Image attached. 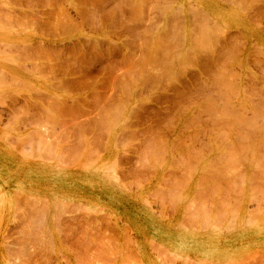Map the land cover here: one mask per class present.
I'll use <instances>...</instances> for the list:
<instances>
[{
  "label": "rangeland",
  "instance_id": "rangeland-1",
  "mask_svg": "<svg viewBox=\"0 0 264 264\" xmlns=\"http://www.w3.org/2000/svg\"><path fill=\"white\" fill-rule=\"evenodd\" d=\"M69 3L0 0V264H20L21 244L26 264H81L85 230L89 252L114 242L104 263L84 249L95 264H264V157L244 159L264 151V0H108L115 28L103 29ZM39 29L80 33L84 51L15 47ZM37 206L46 219L27 223Z\"/></svg>",
  "mask_w": 264,
  "mask_h": 264
},
{
  "label": "bare ground",
  "instance_id": "bare-ground-1",
  "mask_svg": "<svg viewBox=\"0 0 264 264\" xmlns=\"http://www.w3.org/2000/svg\"><path fill=\"white\" fill-rule=\"evenodd\" d=\"M7 1H8V0H7ZM66 1H70L72 4L69 3V5L73 6V7L79 12V14H81V12H82L86 7L89 6V7L91 8V10H92V11H91V15H92V17H93V18H97L99 21L101 20L102 29L105 28V27H106V28H108V27H109V28H115V9L111 7L112 10L110 11L111 8L107 10V8H105V6H104V5H106V4H104V2H106V1H108V0H80L79 3L83 4V6H81V7L78 6V5L76 4V2H74V1H72V0H66ZM112 1H113V3H114L113 7H115V0H112ZM254 2H255V1H254ZM2 3H3V1H2ZM0 5H1V4H0ZM50 5H51V3H50ZM181 5H182V4H181ZM1 6H2V5H1ZM7 6H8V5H7ZM251 6H252V5H251ZM188 7H189V6H188ZM191 8H192V7H191ZM191 8H190V9H191ZM113 9H114V10H113ZM97 10H98V12H97ZM200 10H201V9H200ZM196 11H197V10H196ZM61 12H63V11H62V8H61ZM197 12H198V11H197ZM197 12H196V13H197ZM200 13H201V12H200ZM63 14H64V12H63ZM82 15H83V17H84L85 13H83ZM192 17H193V16H192ZM190 19H191V18H190ZM199 22H201V21H199ZM201 23H202V22H201ZM201 26H202V28L204 29L203 24H202ZM205 26H206V25H205ZM192 27H193V26H192ZM207 27H208V26H207ZM209 27H210V26H209ZM211 27H212V26H211ZM213 27H214V25H213ZM215 27H216V26H215ZM219 27H220V26H219ZM219 27H218V28H219ZM189 28H190V27H189ZM200 28H201V27H200ZM216 28H217V27H216ZM218 28H217V31L219 30ZM191 29H192V28H191ZM203 29H202V30H203ZM206 29H208V28L205 27L204 30H206ZM211 29H212V28H211ZM220 29H221V28H220ZM34 30H36V29H34ZM199 30H200V29H199ZM208 30H209V29H208ZM36 31H37V30H36ZM39 31H40V32H39ZM211 31H213V30H211ZM217 31H216V32H217ZM32 32H33V31H32ZM34 32H35V31H34ZM38 32L41 33V34H34L33 36H29V37H27L26 39L21 38V42H22V43L17 42V43H19L21 46L18 45V44L16 45V42H15V47L17 46L16 48H17V49L20 48L21 51H22V49L25 48V47H26V49L34 48V47H37V48H40V49H41L42 47H43V48L46 47V49H49V47H50V48H51V47L55 48V47H57V45H59V46H63V47H64V46H68V45H66V44H64V43H65V42H71V43H72V45H71L72 47H78L79 50L83 52V51H84V47L86 46L85 44H83V43L81 42V39H80V33H75V34H73V35H71V36H67V37H65V36H61V35L65 34V32H62V33H56L55 35H52V36H48L47 34H45L44 30H40V29H39ZM214 32H215V31H214ZM35 33H36V32H35ZM101 34H103V33H101ZM97 37H98V36H96L95 38H93V43H94V45H96L97 43H99V39H100V38H97ZM19 40H20V39H19ZM82 40H83V39H82ZM100 40H101V39H100ZM84 42H85V41H84ZM156 44H157V43H156ZM11 46H14V44H11ZM19 46H20V47H19ZM151 46H152V45H151ZM149 47H150V46H149ZM156 47H157V46H156ZM151 49H152V48H151ZM153 49H155V48H153ZM23 50H25V49H23ZM38 50H39V49H38ZM154 51H155V50H154ZM73 54H75V53L73 52ZM46 59H47L46 61H49V62H50V63H49V62L47 63V65H48L47 67H48V68H46V70L49 71L50 73H55V74H53V75H56L57 73L60 74V75H66V74L69 73V72H67V70H66V71H60V72H59L58 69H57L58 66L54 64V63H56V62L51 63L52 59H50V58H46ZM50 60H51V61H50ZM173 64H174V62H173ZM39 65H41V64H39ZM32 67H33V66H32ZM40 67H41V66H40ZM44 67H45V66H44ZM41 70H42V69H41ZM84 74H85V72H84ZM57 76H58V75H57ZM59 80H60V79H59ZM221 81H222V80H221ZM227 81H228V80H227ZM214 83H215V82H214ZM217 85H219V84L217 83ZM222 85H223V84H222ZM226 86H227V85H226ZM218 87H219V86H218ZM236 87H237V86H236ZM217 89H218V88H217ZM216 92H217V91H216ZM235 93H236V92H235ZM177 94H178V93H177ZM258 99H259V98H258ZM57 104H58V103H57ZM185 108H186V106H185ZM23 110H24V109H23ZM64 110H65V109H64ZM191 112H192V111H191ZM228 113H230V112L228 111ZM231 113H232V112H231ZM233 114H234V113H233ZM235 114H236V113H235ZM67 115H68V114H67ZM230 117H231V116H230ZM44 120H46V119H44ZM238 120H239V119H238ZM17 121H18V120H17ZM246 121H247V120H246ZM236 122H237V120H236ZM244 122H245V120H244ZM50 123H51V122H50ZM191 123H192V122H191ZM38 124H39V123H38ZM164 124H166V123H164ZM188 124H189V123H188ZM257 124H258V123H257ZM257 124H256V125H257ZM168 125H169V124H168ZM190 125H191V124H190ZM188 126H189V125H188ZM168 127H169V126H168ZM256 127H257V126H256ZM261 127H262V125H261ZM38 128H39V127H38ZM193 128H194V127H193ZM34 130H36V129H34ZM236 130H237V129H236ZM261 130H262V129H261ZM5 132H6V131H5ZM34 132H35V131H34ZM34 132H33V133H34ZM36 132H37V131H36ZM180 132H181V131H180ZM195 132H196V131H195ZM27 133H28V132H27ZM4 134H5V133H4ZM5 135H6V134H5ZM193 135H194V134H193ZM6 136H7V135H6ZM194 136H195V135H194ZM258 136H259V135H258ZM5 138H7V137H5ZM178 138H179V137H178ZM38 139L40 140V138H38ZM38 139H37V140H38ZM240 139H241V138H240ZM245 139H246V138H245ZM262 139H263V138H262ZM41 140H42V139H41ZM174 140H175V139H174ZM180 140H181V139H180ZM256 140H257V139H256ZM259 140H260V139H259ZM47 141H48V139H47ZM55 141H56V140H55ZM175 141H176V140H175ZM192 141H193V140H192ZM233 141H234V140H233ZM40 142H41V141H40ZM44 142H46V141H44ZM163 142H164V141H163ZM230 142H231V141H230ZM241 142H242V141H241ZM244 142H245V141H244ZM246 142H247V140H246ZM246 142H245V143H246ZM261 142H262V144H264V139H263V141L261 140ZM231 143H232V142H231ZM257 143H258V145H256V147H257V146H258V147L260 146L259 148L262 150V148H261L262 144L259 145V141H258ZM164 144H165V143H164ZM184 144H185V143H184ZM235 144H236V143H235ZM241 144H243V142H242ZM241 144H240V146H239V144H238V146H239L240 149H241L239 152L242 151ZM51 145H52V144L50 143V146H51ZM170 145H171V144H170ZM244 145H246V144H244ZM32 146H33V145H32ZM190 146H191V145H190ZM249 146H250V147H249ZM263 146H264V145H263ZM51 147H53V146H51ZM162 147H163V145H162ZM186 147H187V146H186ZM247 147H248V148H247ZM247 147L245 146V148H247V149L249 150V151L247 150V152H250V150H251V148H252L251 145H250V143L247 145ZM229 148H230V147H229ZM229 148H228V149H229ZM243 148H244V147H243ZM253 148H254V146H253ZM33 149H34V148H33ZM49 149H50V148H49ZM162 149H163V148H162ZM171 149H172V148H171ZM237 149L239 150V148H237ZM17 150L19 151V148H18ZM51 150H52V149H51ZM51 150H48V151H51ZM252 150H254V152H253V153H254L253 156H255V152H256V151H258V153H259V154H257V155H260V154H261V155H260V157H259V156L257 157V155H256V157H253L252 155H249V157H246V156H248V155L245 154V155H246L245 158H244L245 160H248V158H249V160H250V159H253V160H250V164L254 161V159H255V161H257V160H260L261 158L264 157V153H263L264 151L262 152V151L260 150V151L263 153V154H262L261 152H259V149H258V148H257L256 151H255V149H252ZM263 150H264V148H263ZM230 151H231V150H230ZM236 151H237V150H236ZM236 151L234 150V151H232V152H234V154H236ZM51 152H53V151H51ZM170 152H171V151H170ZM232 152H231V153H232ZM187 153H188V152H187ZM226 153H227V152H226ZM242 153L244 154V151H242ZM60 154H61V153H60ZM248 154H249V153H248ZM250 154H252V153H250ZM148 155H149V153H148ZM241 155H242V154L240 153V156H241ZM163 156H164V155H163ZM232 156H233V155H232ZM236 156H237V158H238V157L240 158V156H238L237 154H236ZM251 156H252L253 158H251ZM261 156H262V157H261ZM51 157H52V156H51ZM242 157H243V155H242ZM160 158H161V157H160ZM237 158H233V157H232V159H234V160H230L231 158L229 157V159H228L229 161H228V162L231 161V163H229V164H232L233 161L239 159V158H238V159H237ZM246 158H247V159H246ZM164 159H166V158H164ZM185 159H186V158H185ZM221 159H222V158H221ZM256 159H257V160H256ZM223 160H224V159H223ZM263 160H264V159H262L261 162H263ZM159 161H160V160H159ZM226 161H227V160H226ZM251 161H252V162H251ZM157 162H158V161H157ZM182 162H183V161H182ZM218 162H219V160H218ZM235 162L237 163V161H235ZM235 162H233L232 167L236 165ZM261 162H256V164L261 163ZM161 163H162V162H161ZM178 163H179V162H178ZM224 163H226V162H224ZM247 163H249V162H247ZM226 164H227V163H226ZM250 164H249V165H250ZM256 164H253V167H254V165L256 166ZM262 164H263V163L258 164V166H257V167H258V168H257V169H258V172L256 171L255 173H257V175H261L260 177L264 178V175L262 176V174H264V173H261V172H264V164H263V165H262ZM169 165H170V164H169ZM177 165H178V164H177ZM177 165H176V166H177ZM224 165H225V164H224ZM225 166H227V165H225ZM225 166H224V167H225ZM230 166H231V165H230ZM215 167H216V166H215ZM227 167L230 168L229 166H227ZM228 168H227V169H223V170H224V171H225V170H229V171H231V170H230L231 168H230V169H228ZM254 168H255V167H254ZM153 169H154V168H153ZM153 169H152V170H153ZM255 169H256V168H255ZM239 170H240V168H239ZM229 171H228V172H229ZM232 171H233V170H232ZM232 171H231V172H232ZM226 172H227V171H226ZM246 173H248V172L246 171ZM260 173H261V174H260ZM163 174H164V173H163ZM163 174H162V175H163ZM210 174H211V173H210ZM218 174H219V173H218ZM221 174H222V173H221ZM233 174H234V172H233ZM249 174H250V172H249ZM249 174H248V175H249ZM251 174H252V173H251ZM251 174H250V175H251ZM168 175H169V174H168ZM200 175H201V174H200ZM216 175H217V174H216ZM226 175H227V174H226ZM243 175H244V174H243ZM243 175H242V176H243ZM246 175H247V174H246ZM257 175H256V177H257ZM212 176H213V175H212ZM219 176H220V175H219ZM223 176L225 177V175H223ZM242 176H240V177H241V183H243V181H244L243 178H244L245 175H244L243 177H242ZM251 176H255V175L252 174ZM251 176H250V177H251ZM221 177H222V176H221ZM224 177H223V178H224ZM250 177H249V178H250ZM258 177H259V176H258ZM161 178H162V177H161ZM223 178H222V180H223ZM226 178H227V177H226ZM174 179H175V178H173L172 181H173ZM181 179H183V178H181ZM210 179H211V178H210ZM255 179L257 180V178H255ZM255 179L252 178V181L249 180L250 183H252ZM183 180H184V179H183ZM183 180H182V181H183ZM196 180H197V179H196ZM208 180H209V179H208ZM224 180H225V178H224ZM226 180H227V179H226ZM226 180H225V181H226ZM228 180H229V178H228ZM233 180H234V179H233ZM242 180H243V181H242ZM263 180H264V179H263ZM164 181H166V180H164ZM186 181H187V180H186ZM204 181H205V180H204ZM211 181H212V180H211ZM261 181H262V180H261ZM180 182H181V181H179V183H180ZM215 182H216V180H215ZM229 182H230V181H229ZM229 182H224V184L227 183V187H228V185L231 186ZM231 182H232V181H231ZM244 182H245V181H244ZM259 182H260V181H259ZM161 183H162V182H161ZM176 183H178V182H176ZM176 183H175V181H174L173 184H176ZM187 183H188V182H187ZM187 183H186V184H187ZM228 183H229V184H228ZM256 183H258V182H256ZM256 183H255V184H256ZM263 183H264V182H263ZM162 184H163V183H162ZM214 184H215V183H214ZM214 184H213V185H214ZM224 184H223V185H224ZM231 184H233V182H232ZM235 184H236V183H235ZM243 184H245V183H243ZM255 184H254V185H255ZM260 184H261V183H260ZM166 185H167V184H166ZM168 185H169V184H168ZM184 185H185V184H184ZM215 185H217V184H215ZM171 186H172V185H171ZM174 186H175V185H174ZM176 186H177V185H176ZM178 186H179V185H178ZM178 186H177V187H178ZM196 186H197V185H196ZM218 186H219V185H218ZM218 186H217V187H218ZM256 186H257V184H256ZM183 187H184V186H183ZM204 187H205V186H204ZM220 187H221V186H220ZM227 187H226V188H227ZM231 187H232V186H231ZM259 187H260V186H259ZM156 188H157V187H156ZM196 188H197V187H196ZM198 188H199V186H198ZM228 188H229V187H228ZM228 188H227V190H228ZM235 188H236V186H235ZM257 188H258V187H257ZM261 188H262V186L260 187V189H261ZM169 189L171 190L172 188L170 187ZM179 189H180V187H179ZM179 189H177V190H179ZM181 189H182V188H181ZM181 189H180V190H181ZM183 189H184V188H183ZM222 189H223V188H222ZM229 189L231 190V188H229ZM166 190H167V189H166ZM197 190H199V189H197ZM200 190H201V189H200ZM213 190H214V189H213ZM243 190H244V189H243ZM258 190H259V189H258ZM262 190H263V189H262ZM158 191H159V190H158ZM158 191H157V192H158ZM239 191H240V190H239ZM14 192H15V191H14ZM159 192L161 193L162 191H159ZM180 192H181V191H180ZM198 192H199V191H198ZM202 192H203V191H202ZM214 192H215V191H214ZM223 192H224V191H223ZM227 192H228V191H227ZM232 192H234V190H233ZM206 193H207V192H206ZM212 193H213V192H212ZM224 193H225V192H224ZM235 193H236V192H235ZM240 193H241V192H240ZM257 193H258V192H257ZM163 194H165V193L162 192V194H160V196L163 195ZM166 194H168V192H167ZM169 194H170V193H169ZM197 194H198V193H197ZM215 194H216V193H215ZM236 194H237V193H236ZM242 194H243V193H242ZM16 195L18 196L19 193L16 192ZM21 195H22V194H20V196H21ZM156 195H157V194H156ZM158 195H159V194H158ZM183 195H184V194H183ZM193 195H195V194L193 193L192 196H193ZM199 195H200V194H199ZM202 195H203V194H202ZM208 195H209V194H208ZM208 195H207V196H208ZM237 195L240 196V194H237ZM258 195H259V194H258ZM163 196H164V195H163ZM197 196H198V195H197ZM207 196H206V197H207ZM209 196H210V195H209ZM226 196H227V195H226ZM24 197H25V196H24ZM166 197H167V199H168V196H166ZM182 197H183V196H182ZM27 198H28V197H27ZM35 198H36V197H35ZM37 198H38V197H37ZM159 198H160V197H159ZM163 198H164V197H163ZM195 198H196V197H195ZM197 198H198V197H197ZM229 198H230V197H229ZM239 198H240V197H239ZM239 198H238V197L236 198V199H237V202L239 201V200H238ZM260 198H261V197H260ZM263 198H264V195H263ZM21 199H22V198H21ZM39 199H40V198H39ZM167 199H166V200H167ZM190 199L192 200V198H189V200H190ZM201 199H202V198H201ZM201 199H200V201H202ZM207 199H208V198H207ZM227 199H228V197H227ZM257 199H258V198H257ZM261 199H262V198H261ZM22 200H23V199H22ZM22 200H21V201H22ZM26 200H27V199L25 198V201H26ZM28 200H29V198H28ZM28 200H27V201H28ZM40 200H41V199H40ZM158 200H159V199H158ZM163 200H164V199H163ZM203 200H205V199L203 198ZM225 200H226V199H225ZM241 200H242V199H241ZM241 200H240L238 203H240ZM15 201H17V200L15 199ZM18 201H20V198H19ZM18 201H17V202H18ZM23 201H24V200H23ZM27 201H26V202H27ZM36 201H37V200H36ZM36 201H35V202H36ZM159 201H161V200H159ZM192 201H193V200H192ZM192 201H191V202H192ZM231 201H232V199H231ZM17 202H16V203H17ZM26 202H25V203H26ZM33 202H34V201H33ZM187 202H188V201H187ZM204 202H205V201H204ZM13 203H15V202H13ZM16 203H15V206L18 205L20 202L17 203V204H16ZM23 203H24V202H22V203H20V204L22 205ZM40 203H44V201H43V202L41 201ZM53 203H55V202H53ZM159 203H160V202H159ZM159 203H157V204H159ZM167 203H168V201H167ZM196 203H197V202H196ZM201 203H202V202H201ZM232 203H233V202H232ZM26 204H27V206H28L30 203L28 204V202H27ZM26 204H24V206H26ZM37 204H38V203H37ZM168 204H169V203H168ZM203 204H204V203H203ZM21 205L16 206V209L18 208L17 210L21 211V210H22V209H21ZM40 205H41V204H40ZM40 205H39V206H40ZM47 205H48V204H47ZM53 205H54V204H53ZM53 205H52V207L55 206V205H54V206H53ZM78 205H79V204H78ZM199 205H200V204H199ZM39 206H37V208L32 207V208H30V209L28 208V209H29V210L33 209V210H36V211H37L38 208H41V207H39ZM41 206H42V205H41ZM43 206H44V205H43ZM43 206H42V207H43ZM59 206H60V205H59ZM64 206L67 207V205H65V204H64ZM64 206H63V207H64ZM70 206H71V205H70ZM168 206H169V205H168ZM189 206H190V205H189ZM191 206H192V209H193L194 206H193L192 204H191ZM191 206H190V207H191ZM197 206H198V205H197ZM209 206H210V205H209ZM13 207H14V204H13ZM19 207H20V208H19ZM22 207H23V206H22ZM29 207H30V205H29ZM55 207H56V206H55ZM55 207L53 208L54 210H55ZM68 207H69V205H68ZM14 208H15V207H14ZM34 208H35V209H34ZM60 208H61V207H60ZM60 208H59V209H60ZM16 209H15V210H16ZM24 209H26V208L24 207ZM24 209H23V210H24ZM42 209H43V208H42ZM48 209H49V208H48ZM48 209H45V210H48ZM63 209H64V208H63ZM63 209H62V210H63ZM75 209H76V208H75ZM199 209L201 210V208H199ZM205 209H206V208H205ZM29 210H28V211H29ZM33 210H31V211H33ZM54 210H53V211H54ZM64 210H65V209H64ZM77 210H78V209H77ZM39 211L42 212L43 210L40 209ZM39 211L36 212V214H35L34 211H33V213H34L35 215H37V216L39 215L38 217H37V216L35 217V215H34L33 213L29 214V217H26V218H27V223H28L30 220H31V223H33L34 220H35V222H36V221H37L36 218H37V219H40V218L42 217L43 220H42V219H41V220H38L39 223L41 222L40 225H42V222L46 219V218L44 219V215H45V213L47 214L48 212H42V213H40ZM65 211H66V210H65ZM194 211H195V209H194ZM202 211H204V210H202ZM29 212H30V211H29ZM54 212H55V211H54ZM54 212H53V213H54ZM56 212H59L58 209L56 210ZM38 213H39V214H38ZM43 213H44V214H43ZM65 213H66V212H65ZM193 213H194V212H193ZM197 213H200V214H201L202 212H197ZM25 214H26V213H25ZM40 214H41V215H40ZM42 214H43V215H42ZM71 214H72V213H71ZM31 215H33V216H31ZM56 215H58V214L55 213V214H53V216H52V214L50 215V217L52 216L53 218H55V220H54V219L51 217L53 223H54V222H58V218H57ZM195 215H196V214H195ZM203 215H204V214H203ZM203 215H202V216H203ZM19 216H20V215H19ZM19 216H18V217H19ZM27 216H28V215H27ZM45 216H46V215H45ZM54 216H56V217H54ZM18 217H17V218H18ZM20 217H21V216H20ZM34 217H35V218H34ZM195 217H196V216H195ZM22 218H23V217H22ZM28 218H29V219H28ZM31 218H34L33 221H32ZM200 218H201V217H200ZM15 219H16V218H15ZM196 219H197V218H196ZM18 220H19V219H18ZM24 220H25V219H24ZM53 220H54V221H53ZM56 220H57V221H56ZM71 220H72V219H71ZM262 220H263V219H262ZM77 221H78V220H77ZM19 222H20V221H19ZM91 222H92V221H91ZM91 222H90V223H91ZM263 222H264V221H263ZM11 223H12V222H11ZM23 223H24V221H23ZM29 223H30V222H29ZM45 223H46V221H45ZM65 223H66V222H65ZM78 223H79V222H78ZM88 223H89V222H88ZM21 224H22V223H21ZM260 224H261V223H260ZM12 225H13V224H12ZM23 225H24V224H23ZM35 225H36L35 227H36L37 229H38V227H39V229H41V226H40L39 224L36 223ZM38 225H39V226H38ZM53 225H56V223L53 224ZM59 225H60V223H59ZM69 225H70V224H69ZM78 225H79V224H78ZM81 225H82V224H81ZM181 225H182V224H181ZM25 226H26V225H24V227H25ZM37 226H38V227H37ZM43 226H44V225H43ZM45 226H46V225H45ZM60 226H61V225H60ZM70 226H71V225H70ZM73 226H74V225H73ZM83 226H84V225H83ZM110 226H111V225H110ZM24 227H21L22 230L25 229ZM28 227H29L28 229H30V226H28ZM66 227H67V226H66ZM87 227H88V226H87ZM113 227H114V226H113ZM21 228H19V229H21ZM23 228H24V229H23ZM61 228H62V227H61ZM72 228H73V227H72ZM80 228H81V227H80ZM83 228H84V227H82L81 230H83ZM28 229H27V230L25 229V230L28 231ZM33 229H34V228H33ZM39 229H38V230H39ZM42 229H44V228H42ZM55 229H56V228H55ZM59 229H60V228H59ZM68 229H69V228H68ZM74 229H75V227H74ZM84 229H85V228H84ZM97 229H98V228H97ZM17 230H18V229H17ZM25 230H24V231H25ZM45 230L48 231L47 228H46ZM45 230H42V233H44V234H41V235H44V236H42V237H43V241H44V242L42 241V242L44 243V244L42 243V244H43L42 246H44V245H45L46 247L48 246L47 248L44 246V248L50 250L49 248H51V247H49V245H47V244H49V243H46V244H45V242H47L46 240H47V238H48V236H49L48 234L45 233ZM60 230H61V229H60ZM103 230H104V229H103ZM18 231H20V230H18ZM34 231H35V230H34ZM34 231L32 232L33 234H34ZM43 231H44V232H43ZM62 231H63V230H62ZM94 231H95V229H94ZM99 231H100V230H99ZM126 231H127V229H126ZM29 232H31V231H29ZM39 232H40V231H39ZM39 232H38V233H39ZM74 232H75V231H74ZM19 233H20V232H19ZM22 233H23V231H22ZM48 233H49V232H48ZM67 233H68V232H67ZM81 233H82V234H81ZM86 233H87V230H85L84 233H83V231H82V232H80V233L78 232L77 234H78V235L81 234V235H79V236H81V237H82L83 235H85V236L87 235V236H88V234H86ZM108 233H109V232H108ZM112 233H113V232H112ZM20 234H21V233H20ZM24 234H25V233H24ZM30 234H31V233H30ZM35 234H37V233H35ZM45 234L48 235V236H47V238L44 239V237H46ZM103 234H104V232H103ZM103 234H102V235H103ZM38 235H40V233L37 234V235L34 236V237H37ZM102 235H101V239H102ZM104 235H105V234H104ZM107 235H108V234H107ZM31 236H32V235H31ZM51 236H52V235H51ZM66 236H67V235H66ZM74 236H75V237H74V240H76V239L79 237V236L77 237L76 235H74ZM85 236H84V238H85ZM87 236H86L87 241H86V239H84L85 241L82 239L84 242H83L82 240H80V239H81L80 237L77 239V242H79L78 240H80V244H78V245H80V247H81V246L83 247L84 244L86 245V246H85L86 248H85V247H84V248L81 247V248H82V251L85 252L86 254H88V252H89L88 249H89V248H92V246L89 247V245L87 244L88 241H89V239H90L91 237L87 238ZM123 236H124V235H123ZM22 237H24V236H22ZM25 237L28 239V237H27L26 235H25ZM25 237L23 238L24 240H26V243H25V241H24L25 244H27L28 242L32 241V237H31V240H30V241H29V240L27 241V239H26ZM34 237H33V241H32V243L36 242L35 245H38V241H41L42 239H40L39 237H37V238H34ZM76 237H77V238H76ZM93 237H95V236H93ZM103 237H104V236H103ZM107 237H108V236H107ZM127 237H128V236H127ZM6 238H7V237H6ZM66 238H67V237H66ZM82 238H83V237H82ZM111 238H112V237H111ZM29 239H30V238H29ZM36 239H37V240H36ZM38 239H40V240H38ZM50 239H52V237H50L48 240H50ZM93 239H95V241H97V245H98V247H96V248L98 249L97 251H99V253H98L99 256H98V254H97V256H96L97 258L95 259V260H96V261H95L96 263H97V260H98L99 257L101 258V257L103 256L101 259H104V256H105V255H109L111 251H113V252L115 251V253H116V250L113 249L114 242H113L112 240H111V241L113 242V246H112V247L110 246L111 249H109L110 247H108V246H109L111 243H110L109 245L106 244V245H108V246H105V243H101V242H100V241H101L100 239H98V238H97V240H96V238H93ZM93 239H92V241H94ZM108 239H109V238H108ZM108 239H106V240H108ZM113 239H114V238H113ZM127 239H128V238H127ZM16 240H17V239H16ZM16 240H15V241H16ZM35 240H36V241H35ZM52 240H53V239H52ZM52 240H50V242L53 244ZM20 241H21V240H20ZM92 241H91V242H92ZM108 241H109V240H108ZM126 241H127V240H126ZM128 241H129V240H128ZM9 242H10V241H9ZM22 242H23V240H22ZM77 242L75 241V244H76ZM81 242H83V243H81ZM89 242H90V241H89ZM98 242H99V243H98ZM102 242H103V240H102ZM106 242H107V241H106ZM115 242H116V241H115ZM150 242H151V240H150ZM24 243H23V245H24ZM51 243H50V245L52 246ZM93 243H94V242H93ZM123 243H124V242H123ZM40 244H41V242H40ZM82 244H83V245H82ZM94 244H95V243H94ZM6 245H7V244H6ZM19 245H20V243H19ZM19 245H18V246H19ZM35 245L32 244V247L35 246ZM78 245H77V246H78ZM87 245H88V246H87ZM95 245H96V244H95ZM97 245H96V246H97ZM103 245H104V247H106V248H104ZM18 246H17V248H20V247H18ZM20 246H21V248H22V247H23V248H26V247H27L26 245H25L26 247L22 246V244H21ZM40 246H41V245H40ZM100 246H102L103 249H102ZM118 246H119V245H118ZM158 246H159V245H158ZM80 247H79L80 251H79V249H77V250H75V251L81 252V248H80ZM87 247H88V248H87ZM107 247H108V249H107ZM132 247H133V246H132ZM23 248H22V249H23ZM28 248H29V247H28ZM33 248H34V247H33ZM35 248H36V246H35ZM96 248H93L94 250H93V249H90V250H93V251H90L89 254H90V253H93V252L96 254V252H97V251L95 250ZM100 248H101L103 251H102ZM118 248H119V247H118ZM118 248H116V249H118ZM22 249H21V252H22L24 255H21V257H23V256H25V255L28 256V255L30 254L29 252H27V253H29V254L23 252ZM51 249H52V248H51ZM84 249H87L88 252H86ZM104 249H106V252H107V250H108V254H107L106 252H105L106 254H104ZM132 249H134V248H132ZM156 249H157V248H156ZM16 250H18L17 252L20 251L19 249H16ZM120 250H122V249L120 248ZM7 251H8V250H7ZM11 251H12V250H11ZM27 251H28V249H27ZM38 251H39V250H38ZM75 251H74V252H75ZM95 251H96V252H95ZM100 251H101V252H100ZM124 251H125V250H124ZM158 251H159V250H158ZM9 252H10V250H9ZM49 252H50V251H49ZM83 252H81V253H83ZM127 252H128V251H127ZM135 252H136V251H135ZM11 253H12V252H11ZM50 253H51V252H50ZM102 253H103L104 255H103ZM111 253H112V252H111ZM115 253H114V254H115ZM171 253H172V252H171ZM14 254H17V253H14ZM83 254H84V253H83ZM83 254H81V255H83ZM86 254L83 255L82 257H80V256L77 255L78 257H80V263H81V264H82L83 261L89 262V260L87 261V256H88V258H89L90 255H89V254L86 255ZM95 254H91V255L94 256ZM100 254H102V256H101ZM163 254H164V253H163ZM174 254H175V253H174ZM12 255H13V254H12ZM79 255H80V253H79ZM110 255H111V254H110ZM110 255H109L108 257H107V256H105V257L109 258ZM112 255H113V253H112ZM112 255H111V257H112V260H113V256H112ZM132 255H133V254H132ZM132 255H131V256H132ZM135 255H136V254H135ZM158 255H159V254H158ZM175 255H176V254H175ZM175 255H174V256H175ZM13 256H14V255H13ZM19 256H20V255H19ZM19 256H18L17 258H19ZM27 256H26V258L24 257L25 259L20 258V259L23 260V262H22V260H21V262H22L23 264L28 263V260H30V259L26 260V259H27ZM30 256H31V255H30ZM30 256H28V258H29ZM74 256H75V255H74ZM84 256H85L86 259L84 258ZM92 256H91V258H89V259H91L90 261L93 262V263L95 264V262L93 261L94 258H92ZM15 257H16V255H15ZM94 257H95V256H94ZM111 257H110V258H111ZM133 257H134V256H133ZM158 257H159V256H158ZM12 258H13V257H12ZM35 258H36V257H35ZM39 258H40V257H39ZM82 258H83V259H82ZM100 258H99V260H98V263H99V262H100V263L103 262V260H100ZM14 259L16 260V258H14ZM14 259H13V260L11 259V261H10L11 264L13 263V261H15ZM20 259H19V261H20ZM74 259H75V257H74ZM76 259H77V258H76ZM92 259H93V260H92ZM158 259H159V258H158ZM25 260H26L27 262H26ZM33 260H34V259H33ZM78 260H79V259H78ZM81 260H82V261H81ZM24 261H25V262H24ZM101 261H102V262H101ZM104 261H105V260H104ZM122 261H123V260H122ZM199 261H200V260H199ZM10 262H9V263H10ZM15 262L17 263V261H15ZM15 262H14V263H15ZM21 262H20V264H21ZM32 262H34V264H38V263H37L38 261H37L36 263H35V261H32ZM32 262L30 261V263H32ZM39 262H41V261H39ZM86 262H83V264H85ZM114 262H115V261H114ZM135 262H136V260H135ZM135 262H134V263H135ZM159 262H161V261H159ZM163 262H164V261H163ZM16 263H15V264H16ZM30 263H29V264H30ZM103 263H104V262H103ZM105 263H107V262H105ZM131 263H132V262H131ZM32 264H33V263H32ZM78 264H79V263H78ZM89 264H90V263H89ZM123 264H124V263H123ZM136 264H137V263H136ZM198 264H199V263H198Z\"/></svg>",
  "mask_w": 264,
  "mask_h": 264
}]
</instances>
